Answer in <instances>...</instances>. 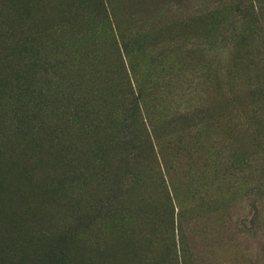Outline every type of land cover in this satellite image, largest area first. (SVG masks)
<instances>
[{
    "label": "rangeland",
    "instance_id": "obj_1",
    "mask_svg": "<svg viewBox=\"0 0 264 264\" xmlns=\"http://www.w3.org/2000/svg\"><path fill=\"white\" fill-rule=\"evenodd\" d=\"M181 238L264 264V0H0V264Z\"/></svg>",
    "mask_w": 264,
    "mask_h": 264
},
{
    "label": "trees",
    "instance_id": "obj_2",
    "mask_svg": "<svg viewBox=\"0 0 264 264\" xmlns=\"http://www.w3.org/2000/svg\"><path fill=\"white\" fill-rule=\"evenodd\" d=\"M178 245L175 241L172 240V242H170L168 246L164 247L165 250L162 253L161 260L162 264H165L166 262L167 264H169L170 261L178 262L179 258L183 259L186 255H188V246L186 244V240H183L181 238V240H179Z\"/></svg>",
    "mask_w": 264,
    "mask_h": 264
}]
</instances>
